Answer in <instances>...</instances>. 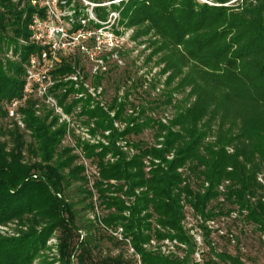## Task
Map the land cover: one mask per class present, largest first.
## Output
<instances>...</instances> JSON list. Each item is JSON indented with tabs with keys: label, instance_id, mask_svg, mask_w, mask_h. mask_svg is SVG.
<instances>
[{
	"label": "trees",
	"instance_id": "1",
	"mask_svg": "<svg viewBox=\"0 0 264 264\" xmlns=\"http://www.w3.org/2000/svg\"><path fill=\"white\" fill-rule=\"evenodd\" d=\"M32 1L0 0V225L8 227L0 230V264H32L55 231L62 264H72V256L76 264H132L122 256L97 259L91 241L80 239L69 187L86 184L85 167L72 148L62 146L66 126L53 111L44 104L37 108L33 96L23 98L25 65L41 50L28 41L33 14H44ZM61 1L73 11V29L83 27L80 20L89 19L85 7ZM89 1H111L93 6L100 22L89 19L91 25L101 26L117 11L118 23L133 28L132 39L149 50L145 63L159 67L153 78L131 82L122 95L118 87L108 110L91 108L90 99L69 101L78 89L70 81L57 83L66 88L57 94L65 111L81 104L80 114L94 120V131H110L104 135L108 144L83 145L98 172L101 221L123 226L144 264H198L190 262L196 243L183 224L191 211L205 224L241 214L264 233V0ZM74 64L79 66V58L56 72L71 73ZM101 79L94 76L96 84ZM138 86L146 89L145 98L135 103L130 90ZM149 87L160 91L152 96ZM18 100L23 127L9 115ZM146 129L153 130L152 142L142 137ZM121 140L134 148L133 155ZM149 157L159 163L147 169ZM204 229L211 232L208 225ZM152 238H177L188 248L182 256L147 251L143 244ZM212 251L224 264H245L239 256Z\"/></svg>",
	"mask_w": 264,
	"mask_h": 264
},
{
	"label": "built area",
	"instance_id": "2",
	"mask_svg": "<svg viewBox=\"0 0 264 264\" xmlns=\"http://www.w3.org/2000/svg\"><path fill=\"white\" fill-rule=\"evenodd\" d=\"M205 1V0H204ZM34 5L38 9H43L44 14L41 15L39 11H36L30 21V31L31 35L29 37V42L39 45L41 50L37 53H32L28 58L25 65L26 68V84L24 89V99L28 97H35L39 99L37 108L40 109L41 105H46L49 109L53 111V114L58 117L59 123L66 126L65 135L62 141H70L71 146L75 152L77 151V157L80 159L81 164L85 167V175L87 176L88 186L93 193L94 208L92 209V216H94L95 221L100 223L101 229L109 236L114 237L119 242L127 246L129 251L135 257V264H144L141 254L136 250L132 243L131 237L126 235L123 226H110L105 225L101 221V210L97 205V192L95 189V178L98 174L96 165L84 155L82 141H89L92 144L104 143L108 144V140L104 135L109 134V130L104 131H94L96 128L95 122H88L85 124H79L76 122L77 118L89 119L86 114L81 113V106H76L72 112L65 111L64 107L59 103L57 94L59 92H64L66 88H57V83L60 81H70L74 84L75 88L78 89L76 92L72 93L68 100L71 101L72 98L89 100L90 107L93 108L96 104H99L105 110H108L109 102L105 101L104 87L102 84H96L90 82L81 73V67L76 64L73 65L74 70L71 73L60 74L56 72L58 67H60L66 60L73 58H78V52L84 54L90 62H92V74L93 76L97 74H103L106 72V63L117 52L119 47V36L122 34H117L114 31H106V23L101 26L94 28H87V24H90L88 20L81 19L83 27L74 30L73 29V11L69 10L67 7L62 8L61 4L64 1L61 0H33ZM69 17V18H68ZM95 22H100L97 17H92ZM60 22H57V21ZM61 20H67V24L64 25ZM90 42L92 45H89ZM26 43V41H23ZM21 103L20 100L13 101L9 107V115L18 120L20 126H24V123L17 116L16 109ZM40 111L38 110V113ZM129 112H132L130 110ZM111 116L114 115V111L110 112ZM120 122H115V126L122 128ZM79 137V138H78ZM121 148L133 155L135 150L132 146H129L125 140L119 142ZM171 158L172 156H168ZM154 163H159L158 159L147 158L145 160L147 169H150ZM264 181L262 178H260ZM111 183H117L115 180H111ZM129 204V202H127ZM209 228H213L215 224L214 219H210L206 222ZM99 225V224H98ZM0 230H7V226L0 225ZM194 236L197 238V242L201 243L200 237L197 233L192 230ZM83 236V235H82ZM143 247L152 252L160 253L162 255H177L182 256L183 251L186 249V243L179 241L177 238H164L162 240H157L155 238L143 244ZM199 256V255H198ZM198 264H204L200 257H198Z\"/></svg>",
	"mask_w": 264,
	"mask_h": 264
},
{
	"label": "rangeland",
	"instance_id": "3",
	"mask_svg": "<svg viewBox=\"0 0 264 264\" xmlns=\"http://www.w3.org/2000/svg\"><path fill=\"white\" fill-rule=\"evenodd\" d=\"M76 1H78L77 3L81 5V8L85 7L84 10H86L90 19H92L93 16L95 17L93 6L111 3V1L101 3H94L89 0ZM108 17V21H110V23L106 26V31L111 32L113 31V28H115L116 30L123 31V34L118 35L119 47L117 50L119 49V51L114 52V55L107 61L106 72L102 74L101 84L105 90L103 97L107 102H109L115 95L118 87L120 88L119 95H122L125 92V88L131 86V82H136V80L144 77L148 79L153 78L159 70V67L154 66V62H150L149 64L145 63V58L149 50L144 49V44H138L132 39L131 36L133 28L125 29L118 23L120 19L119 13L117 11L111 12ZM57 22L60 21L58 20ZM61 22L66 26H70L67 24V20H61ZM86 27L94 28L91 24H87ZM88 44L92 45L90 42H88ZM78 58L79 66L82 69V75L91 83L94 82V76L91 71L93 66L92 62H90V60H88V58L80 52H78ZM150 83L151 81L148 82L149 85ZM160 84L161 85H159V87L162 89L163 84ZM144 90L146 89L139 86L136 90L131 87L130 95L132 101L135 103L142 102L145 98V93L141 94V92ZM154 90L155 89H150L149 87L148 92L153 94L152 92ZM159 91V89H156L154 93H159ZM152 96H154V94ZM42 106L43 105H41L40 108H42ZM78 106H81V104ZM158 112L159 111L156 113ZM76 122L79 124H85L88 122H94V120L90 118H77ZM125 126L126 124H123L122 128ZM134 137L135 136H132L131 138L134 139ZM142 137H144L147 141L152 142L154 140L153 130L146 129L142 134ZM27 138L30 139L29 136ZM67 143H69V145L71 144L70 141H62V146L69 147ZM85 143L92 144L89 141H82L83 145ZM70 147L73 146L70 145ZM72 153L76 154L77 151L75 152V150H73ZM83 153L85 155V151H83ZM76 162L77 164L82 165L79 158H77ZM85 177L86 184L73 182L69 187V191L72 193L69 200L75 203L74 208L76 211V218L78 224L80 225V239H84L86 242L91 241L94 249L93 256L97 259L107 256H122L124 260L135 264V257L126 245L119 242L114 237L104 233L102 229H98L100 223L93 220L94 216L91 214V202L94 201L93 193L89 186H87L88 180L86 175ZM86 190H89L92 193L90 194L92 196L88 195ZM228 207H230L229 204L224 205V211H226ZM239 216V218H231L229 215L225 214L213 218L215 220V224L213 228H210L211 232L206 234L204 225L207 224L203 222V219H200L191 211L183 223L185 228L188 230V234L191 236V239L193 238L192 241L196 243L195 252L191 255L190 262H197L198 257H200L204 264H224V262L220 261L216 254L212 251L214 248L217 252H227L233 256H239L245 264H264V233L258 231L254 225L246 223L241 214H239ZM192 230H194V232L197 233V236L200 237L201 243L197 242V238L194 236ZM58 237L59 233L55 231L47 240L46 248L40 251V254L33 260L32 264H62ZM187 248L188 244H186V249ZM184 251L186 253V250ZM184 251L182 252L183 254ZM72 264H76L73 256Z\"/></svg>",
	"mask_w": 264,
	"mask_h": 264
}]
</instances>
